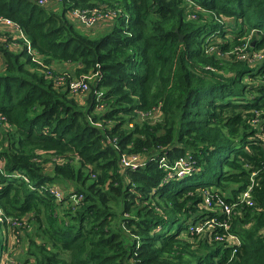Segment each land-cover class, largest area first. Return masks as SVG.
Returning a JSON list of instances; mask_svg holds the SVG:
<instances>
[{
    "label": "trees",
    "instance_id": "16d2710c",
    "mask_svg": "<svg viewBox=\"0 0 264 264\" xmlns=\"http://www.w3.org/2000/svg\"><path fill=\"white\" fill-rule=\"evenodd\" d=\"M100 5L116 15L99 27L70 17ZM0 15L53 74L0 26V264H264V59L228 54L248 34L264 49V0H0ZM57 71L100 74L82 96ZM122 151L196 169H123ZM251 185L254 203H237Z\"/></svg>",
    "mask_w": 264,
    "mask_h": 264
},
{
    "label": "built area",
    "instance_id": "2783aa9c",
    "mask_svg": "<svg viewBox=\"0 0 264 264\" xmlns=\"http://www.w3.org/2000/svg\"><path fill=\"white\" fill-rule=\"evenodd\" d=\"M35 1L40 5H44L47 3L60 4L64 0H35ZM69 14L72 19L76 20L80 24L83 23L90 27H99L101 24H103L104 22H106L107 20H109L110 18L116 15L114 9L108 8L102 5H100L99 7L94 6V7L74 8L70 10ZM1 25L11 27L12 31L9 32V35L14 34L12 38H9L8 40L7 38L8 35L4 33V40H8V42H10L13 47L18 48L20 44L18 43L17 40L23 39L25 41L23 46L27 49V52L32 55L33 61L40 63L46 69V71H48V73L53 76V74H51V71H50L51 67L43 62V59L40 57L39 52H37L35 48L32 46L31 40L28 38L26 34H24L20 24L17 21H15L9 16L6 17V16L0 15V26ZM254 32L255 30L252 31V33ZM251 37H252V34H248L247 36H244L242 38V42L235 45L234 48L230 50L228 54L233 55L237 59L246 60L247 62H251V63L264 59V52L261 51L263 49H253L250 46L252 44ZM213 48L214 47L211 46L210 50H212ZM99 74H100V71L96 72L94 75L84 74L81 77H72L68 71H64V72L57 71V74L54 76L55 77L54 80L56 81L58 85H61V86L66 85L69 89L83 96L90 89L89 80L93 79ZM102 94L99 93V98L102 96ZM262 115L263 114L261 111L256 110V115L253 117V120L254 122L258 123V126L260 128L259 137L264 141V122H262V120L264 119H261ZM140 116L144 118L148 116L153 117V114L151 112L140 111ZM263 118H264V115H263ZM113 141L116 144V147L120 149V146L117 145L116 140H113ZM155 160H157L160 163V166L165 167L167 179L184 177L185 175L191 174L196 169V166L194 165L195 160L192 159L190 155L177 159V162H175L174 164H170L164 158V156L157 159L155 156L147 157L142 153L139 154V153L128 152V151H122L120 155V159H119L121 168L131 169V170H136L140 168L141 166L146 165L150 161H155ZM251 189H252V185L249 186L246 190H244L241 194H239L240 196L238 197L237 203H244L247 205L253 204L254 199H252ZM51 191L54 195L57 196L58 199L63 197V192L58 185H54ZM77 197L81 198V194H79ZM206 199L207 201L205 203V206L212 207L213 205L212 199L210 197ZM219 201L223 204L224 209L227 212V214H230L234 206L237 204V203L229 204L221 199ZM0 219L2 221H5L1 215H0ZM7 221L14 227H20L23 225V221L17 220L16 218H8ZM202 221L198 222V225H197L196 232L198 234H201V232H203L206 229H211L215 227L217 224L216 223L217 219L216 220L207 219L204 222ZM220 225H222L223 228L225 227L224 222H221ZM227 227L228 226L226 225V228ZM217 238L222 240L224 239V236L223 234L216 232V239ZM228 241L234 245L235 243L240 242V240L238 239L236 235L235 236L230 235L228 237Z\"/></svg>",
    "mask_w": 264,
    "mask_h": 264
},
{
    "label": "crops",
    "instance_id": "0c3cea01",
    "mask_svg": "<svg viewBox=\"0 0 264 264\" xmlns=\"http://www.w3.org/2000/svg\"><path fill=\"white\" fill-rule=\"evenodd\" d=\"M6 30L5 32H10L12 31L11 27H4ZM9 30V31H8ZM0 40H4V32L0 33ZM56 67L57 68H60L61 70H64V69H69L71 70L72 72H74L73 68H74V63H69V64H58V63H55Z\"/></svg>",
    "mask_w": 264,
    "mask_h": 264
},
{
    "label": "rangeland",
    "instance_id": "374dc122",
    "mask_svg": "<svg viewBox=\"0 0 264 264\" xmlns=\"http://www.w3.org/2000/svg\"><path fill=\"white\" fill-rule=\"evenodd\" d=\"M261 51H263V52H264V49H263V50H261ZM251 65H255V62H252V63H251ZM207 231H209V229H206V230H204L203 232H201V234H200V235H203V233H206Z\"/></svg>",
    "mask_w": 264,
    "mask_h": 264
},
{
    "label": "water",
    "instance_id": "95a60500",
    "mask_svg": "<svg viewBox=\"0 0 264 264\" xmlns=\"http://www.w3.org/2000/svg\"><path fill=\"white\" fill-rule=\"evenodd\" d=\"M181 38H183V34H181V36H180Z\"/></svg>",
    "mask_w": 264,
    "mask_h": 264
}]
</instances>
